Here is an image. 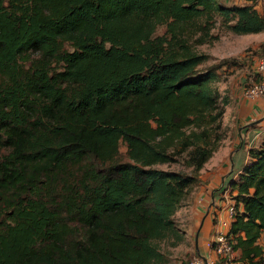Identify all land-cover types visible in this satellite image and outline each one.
Segmentation results:
<instances>
[{"label":"trees","instance_id":"obj_1","mask_svg":"<svg viewBox=\"0 0 264 264\" xmlns=\"http://www.w3.org/2000/svg\"><path fill=\"white\" fill-rule=\"evenodd\" d=\"M239 1L0 0V264H166L231 103L195 46L264 31ZM248 156L228 238L264 264V133Z\"/></svg>","mask_w":264,"mask_h":264},{"label":"crops","instance_id":"obj_2","mask_svg":"<svg viewBox=\"0 0 264 264\" xmlns=\"http://www.w3.org/2000/svg\"><path fill=\"white\" fill-rule=\"evenodd\" d=\"M251 81L253 80L247 70L234 74L233 82L227 88L231 103L226 107L223 117V124L231 125L232 139L227 140L225 137L219 147L220 156L212 162L213 154L203 166L210 171L205 176L199 175V179L201 178V182H204L202 181L204 176L208 182L204 184V189L198 190L192 207L184 210L183 218L186 219V223L179 225L186 236L191 237V240L195 242V251L209 261H214L215 255L208 246V242L214 238L223 222L228 223L229 229L232 220L229 207L233 205L231 195L235 191L232 190L230 182L236 180L238 173L249 161V148L256 146L264 133V94L256 100L246 99L242 94L245 84ZM257 244L264 249V231L257 240ZM239 256L240 254L236 253V259ZM179 264L187 263L181 259ZM232 264L244 263L235 260Z\"/></svg>","mask_w":264,"mask_h":264},{"label":"rangeland","instance_id":"obj_3","mask_svg":"<svg viewBox=\"0 0 264 264\" xmlns=\"http://www.w3.org/2000/svg\"><path fill=\"white\" fill-rule=\"evenodd\" d=\"M238 3L239 0H236ZM257 8L260 13L264 11V0H258ZM164 26H159L156 29V34H162L164 32ZM214 35L217 37L211 39L208 42L198 44L195 49L199 52H204L210 56L208 63L223 64V67L219 69L221 73V79L218 81V86L221 90L228 88L229 84L233 82L234 74H239L240 72L248 71L249 76L252 80L255 79L254 67L260 58L264 57V31L255 34H234L228 30L222 28L215 29L213 31ZM30 56H35V54H30ZM58 67V66H55ZM59 68V67H58ZM254 77V79H253ZM226 137L227 140L232 139V129L231 125L226 124ZM220 148L214 153L212 162L214 159L220 156ZM120 158L122 160H127L125 146L121 143L119 146ZM5 152L4 149L0 148V157ZM210 161V163H211ZM159 167L166 168V165H159ZM236 169V166H234ZM210 169L203 168L202 173L199 175H206ZM199 179V182L194 185L187 195L183 206L178 213L173 217L176 225H181L186 223V219L183 218V212L186 209H190L193 204V199L197 195L199 189H204L208 180L205 177ZM203 184V185H202ZM201 185V186H200ZM205 192V190H204ZM229 195V194H228ZM195 242L191 240V237L176 246H169L167 242H161L159 244L160 249L165 252L166 264H179V261L183 259V262L188 263L189 260L197 252L195 251ZM239 254V253H238Z\"/></svg>","mask_w":264,"mask_h":264},{"label":"built area","instance_id":"obj_4","mask_svg":"<svg viewBox=\"0 0 264 264\" xmlns=\"http://www.w3.org/2000/svg\"><path fill=\"white\" fill-rule=\"evenodd\" d=\"M257 79L248 83L243 88V96L249 100H256L264 94V57L260 58L255 67ZM230 214H233V207H229ZM208 246L212 249L215 260L209 261L206 257L199 253L193 255L188 264H232L236 259V252L232 247V243L228 238V223L223 222L222 226L215 233L212 240L208 242Z\"/></svg>","mask_w":264,"mask_h":264}]
</instances>
